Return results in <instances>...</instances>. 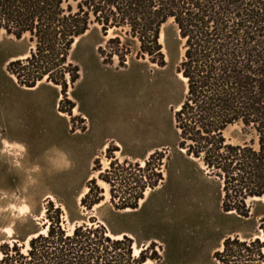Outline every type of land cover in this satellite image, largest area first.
Returning <instances> with one entry per match:
<instances>
[{
    "label": "rangeland",
    "instance_id": "1",
    "mask_svg": "<svg viewBox=\"0 0 264 264\" xmlns=\"http://www.w3.org/2000/svg\"><path fill=\"white\" fill-rule=\"evenodd\" d=\"M113 36L91 24L75 39L68 61L79 79L66 75L63 92L45 78L32 89L8 76V62L27 57L34 45L27 36L0 34V246L16 242L25 252L28 236L45 232L48 201L60 206L69 232L100 224L113 239L131 238L132 257L139 255L134 249L145 253L142 264H219L213 255L227 237L264 245L255 237L264 235V199L247 201L248 217L225 213L221 182L177 147L174 111L187 84L178 76L184 42L176 26L169 20L160 29L162 57H136L131 44L123 66L116 57L105 64L99 54ZM225 135L237 142L239 126ZM89 188L88 201L100 199L91 209L80 204ZM134 200L136 209L117 207ZM228 250L264 264L257 245ZM152 251L158 259H149Z\"/></svg>",
    "mask_w": 264,
    "mask_h": 264
},
{
    "label": "trees",
    "instance_id": "2",
    "mask_svg": "<svg viewBox=\"0 0 264 264\" xmlns=\"http://www.w3.org/2000/svg\"><path fill=\"white\" fill-rule=\"evenodd\" d=\"M169 20L184 42L178 72L187 84L174 111L177 147L221 182L225 213L248 217L247 201L264 199V0H0V34L27 36L34 45L27 57L8 62L6 71L20 86L33 88L45 78L64 92L66 75L71 82L79 79L78 66L68 61L69 51L91 24L100 26L104 36L113 30L114 36L99 48V54L105 64L116 57L123 66L131 44L137 45L136 57L151 61L162 57L160 29ZM233 126L240 128L237 142L225 135ZM157 177L162 179L160 173ZM91 191L80 202L87 209L100 201H88ZM137 206L136 200L117 205L120 209ZM60 215V206L48 201L45 232L30 237L25 252L16 242L12 247L2 244L0 264L145 262L141 250L136 259L132 257L128 236L113 239L102 225L86 223L69 232ZM260 228L264 233L263 224ZM229 244L246 251L257 245V257L264 260L259 239L248 243L227 237L223 251L213 255L219 264H260L234 254ZM238 256L243 259L238 261ZM149 259H158L155 251Z\"/></svg>",
    "mask_w": 264,
    "mask_h": 264
},
{
    "label": "bare ground",
    "instance_id": "3",
    "mask_svg": "<svg viewBox=\"0 0 264 264\" xmlns=\"http://www.w3.org/2000/svg\"><path fill=\"white\" fill-rule=\"evenodd\" d=\"M159 40H160V39H159ZM73 44H74V43H73ZM178 76H179L180 80L184 83V85H186V79L182 76V74L179 73ZM33 88H35V87H33ZM33 88H32V89H33ZM185 88H186V87H185ZM142 163H143V162H142ZM84 193H85V191H84ZM84 193H83V194H84ZM83 194H81L80 197H82ZM97 205H98V204H96V205H94V206H97ZM44 211H45V210L42 211V214H43ZM42 214H41V215H42ZM30 237H31V236H28L27 241H26V245H27L28 239H29ZM120 237H121L120 235H119V236H116V238H120ZM255 237H258V238H260L262 241H264V235H262V234L255 235ZM139 252H140V249H134L133 254H134V255H138ZM263 253H264V248H263ZM149 262H150V260H148L146 263H149Z\"/></svg>",
    "mask_w": 264,
    "mask_h": 264
},
{
    "label": "clouds",
    "instance_id": "4",
    "mask_svg": "<svg viewBox=\"0 0 264 264\" xmlns=\"http://www.w3.org/2000/svg\"><path fill=\"white\" fill-rule=\"evenodd\" d=\"M21 211H23V212H27L28 209H27V208H23V209H21Z\"/></svg>",
    "mask_w": 264,
    "mask_h": 264
}]
</instances>
